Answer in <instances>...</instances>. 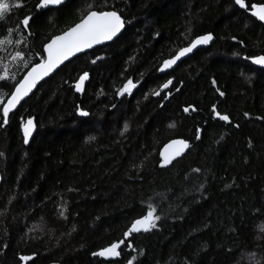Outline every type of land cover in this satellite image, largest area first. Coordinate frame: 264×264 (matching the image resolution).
Wrapping results in <instances>:
<instances>
[{
  "label": "trees",
  "instance_id": "1",
  "mask_svg": "<svg viewBox=\"0 0 264 264\" xmlns=\"http://www.w3.org/2000/svg\"><path fill=\"white\" fill-rule=\"evenodd\" d=\"M5 2L0 104L87 11H116L125 28L62 66L7 124L0 112V264H264V69L247 59L264 55V27L248 15L264 0H246L248 10L234 0ZM205 33L211 46L157 73ZM128 80L134 90L119 95ZM28 118L36 132L26 145ZM173 138L190 147L161 166ZM149 205L155 226L126 237ZM120 241L119 256L93 255Z\"/></svg>",
  "mask_w": 264,
  "mask_h": 264
},
{
  "label": "snow or ice",
  "instance_id": "2",
  "mask_svg": "<svg viewBox=\"0 0 264 264\" xmlns=\"http://www.w3.org/2000/svg\"><path fill=\"white\" fill-rule=\"evenodd\" d=\"M234 2L241 9L248 10L246 0H234ZM64 3L65 0H39L36 7L40 9H47L50 8V6H62ZM16 6L21 7L22 4L18 2ZM9 7L10 5L6 3L5 0H0V19H3L4 14ZM91 7L92 5H89L90 9ZM250 9L253 17H256L261 22H264V3H252L250 5ZM30 20L31 16L27 15L22 19L21 24L25 29L30 27ZM123 27L124 21L116 11L89 10L74 26L69 27L66 31L59 35L53 36L46 44L43 45V52L46 54V58L42 55L41 61L35 64L23 80L19 81L15 86V91L8 96L7 103L0 104V112H2L3 123H8L10 111L15 108L23 97L27 96V94L35 87L38 80L47 76L59 65H62L65 61L69 60L70 57L75 56L77 53L86 49H91L94 45L111 41ZM211 39L212 35L207 34L192 40L187 47L179 49V51L171 59L165 60L161 70L171 67L182 56L191 53L198 45L207 44ZM19 55L20 53H17V56ZM251 60L252 63L264 67V56L251 57ZM88 75L89 74L87 72H84L79 76V79L75 84L77 92L82 90V85L88 78ZM0 79H2V77H0ZM168 84H171L170 80L162 87L167 88ZM134 87L135 84L133 81L128 80L119 90L118 94L123 95L125 92L130 93L131 89ZM220 95L223 96L224 93L221 92ZM184 111L187 112L188 108H185ZM213 112L220 120L229 122V116L217 112L215 106H213ZM79 114L81 116L89 115V113L85 111H80ZM245 115H247V113H245ZM32 127L33 121L32 119H28L27 123L23 126L25 143L28 142V137L31 134ZM170 127H173V125H170ZM173 146L177 147L173 152L169 153L168 149ZM187 147L188 144L183 139L170 141L169 144L165 145L164 151L160 153L163 157L161 166L170 164L172 160L175 157L180 156L183 149ZM154 211L155 209L149 205L146 215L134 220L124 235L127 237L133 232H139L141 229L148 231L150 227H154L155 225L153 221L154 219H158V217H154ZM120 243H123V241L113 243L98 253H93V255L102 257L119 256L120 253L117 249ZM20 259L27 261L30 260L31 257L21 256ZM128 264H132V261H129Z\"/></svg>",
  "mask_w": 264,
  "mask_h": 264
},
{
  "label": "water",
  "instance_id": "3",
  "mask_svg": "<svg viewBox=\"0 0 264 264\" xmlns=\"http://www.w3.org/2000/svg\"><path fill=\"white\" fill-rule=\"evenodd\" d=\"M65 1H67V0H65ZM108 11H113V10H108ZM248 15L250 16V17H252L253 19H255L257 22H259V23H261L262 25H264V22H261V21H259L256 17H253L252 15H251V10H249L248 11ZM80 21V20H79ZM78 21V22H79ZM77 22V23H78ZM76 24V23H75ZM74 24V25H75ZM73 25V26H74ZM72 27V26H71ZM124 28H125V24H124V27L121 29V31L111 40V41H106V42H104V43H102V44H99V45H94L91 49H86V50H84V51H82V52H80V53H77L75 56H73V57H70L69 58V60H67V61H65L62 65H59L56 69H54L51 73H49L47 76H45V77H43V78H41L40 80H38L37 81V83H36V85H35V87L27 94V96H25V97H23L22 99H21V101L15 106V108H13L11 111H10V114H9V116L11 115V114H13V113H15L18 109H19V107L23 104V102L25 101V100H27V99H29L34 93H35V91L37 90V88L43 83V82H45L47 79H49L50 77H52L64 64H66V63H68V62H70V61H72V60H74L75 58H77V57H79V56H81V55H84V54H86V53H89V52H91V51H93V50H95V49H97V48H100V47H103V46H105V45H108V44H110V43H112V42H114L116 39H118L119 37H120V35L122 34V32H123V30H124ZM67 30V29H66ZM65 30V31H66ZM64 32V31H63ZM61 34V33H60ZM207 34H211V33H205V34H202V35H198V36H196L194 39H196L197 37H199V36H204V35H207ZM59 35V34H58ZM212 35V34H211ZM52 38V37H51ZM50 38V39H51ZM49 39V40H50ZM193 39V40H194ZM213 41H214V36L212 35V39L207 43V44H205V45H198L195 49H193V51L191 52V53H188V54H186V55H184V56H182L179 60H177L176 61V63L175 64H173L171 67H169V68H164L163 70H161V68H162V66H163V64H164V61L165 60H168V59H171L172 57H170V58H167V59H165L164 61H162V63L160 64V66H159V68H158V70H157V73L159 74V75H164V74H166V73H168V72H170V71H172V70H174V68L177 66V64H179V63H181L182 61H184V60H186L187 58H189L190 56H192V54L194 53V52H196L197 50H199V49H203V48H207V47H209V46H211V44L213 43ZM191 43V42H190ZM189 43V44H190ZM188 44V45H189ZM188 45H186V46H184V47H187ZM183 48V47H182ZM44 56H45V58H46V54L44 53ZM257 57H259V56H257ZM253 64V66H255L256 68H259V69H264V67H262V66H260V65H257V64H254V63H252ZM35 66V65H34ZM33 67V66H32ZM32 67H30L28 70H26L25 71V73L23 74V76H22V78L20 79V81L21 80H23V78L27 75V73L31 70V68ZM18 84V83H17ZM16 84V85H17ZM15 85V86H16ZM134 90V88H132L131 89V92ZM15 91V87H14V89L12 90V92H14ZM11 92V93H12ZM10 93V94H11ZM125 93H128V92H125ZM7 99H8V97H7ZM7 99L4 101V103H7ZM188 112L189 111H187V112H185L184 111V113L185 114H188ZM214 118L215 119H219L217 116H216V114H214ZM28 119H31V118H28ZM28 119H26L25 120V122L21 125V128H20V132H21V135H22V138H23V140H24V130H23V126L27 123V121H28ZM32 121H33V127H32V131H31V134L29 135V137H28V142L26 143V145H28L30 142H31V140H32V138H33V136H34V134H35V132H36V124H35V121L32 119ZM226 123H229V122H226ZM179 139H183V140H185L186 142H187V144H188V147L187 148H185V149H183V151H182V153L180 154V156H177V157H175L173 160H172V162L170 163V164H165V165H167V166H170V165H172L174 162H176L177 160H179L180 158H182L185 154H186V152H187V150L189 149V147H190V142L188 141V140H186V139H184V138H173V139H170L169 141H167L162 147H161V149H160V151H159V158H160V160L162 161L163 160V157L160 155V153L162 152V151H164V147H165V145L166 144H169V142L170 141H172V140H179ZM177 146H173L172 148H170V149H168V152L169 153H171V152H173L174 150H175V148H176ZM1 176H0V186H1Z\"/></svg>",
  "mask_w": 264,
  "mask_h": 264
},
{
  "label": "flooded vegetation",
  "instance_id": "4",
  "mask_svg": "<svg viewBox=\"0 0 264 264\" xmlns=\"http://www.w3.org/2000/svg\"><path fill=\"white\" fill-rule=\"evenodd\" d=\"M251 10V9H250ZM252 18V17H251ZM253 19V18H252ZM253 20H255V19H253ZM255 22H257L256 20H255ZM257 23H259V22H257ZM261 26H263L264 27V25H262L261 23H259ZM194 54V53H193ZM257 56H264V55H262V54H258V55H255V56H252V57H257ZM248 60H250V64L253 66V64H252V60H251V57H248L247 58ZM180 64V63H179ZM178 64V65H179ZM255 67V66H254ZM256 68V67H255ZM257 69H259V68H257Z\"/></svg>",
  "mask_w": 264,
  "mask_h": 264
},
{
  "label": "rangeland",
  "instance_id": "5",
  "mask_svg": "<svg viewBox=\"0 0 264 264\" xmlns=\"http://www.w3.org/2000/svg\"><path fill=\"white\" fill-rule=\"evenodd\" d=\"M4 100H5V99H4ZM4 100H3L2 104L4 103Z\"/></svg>",
  "mask_w": 264,
  "mask_h": 264
},
{
  "label": "bare ground",
  "instance_id": "6",
  "mask_svg": "<svg viewBox=\"0 0 264 264\" xmlns=\"http://www.w3.org/2000/svg\"><path fill=\"white\" fill-rule=\"evenodd\" d=\"M64 65H65V64H64ZM64 65H63V66H64ZM177 65H178V64H177ZM61 68H62V67H61Z\"/></svg>",
  "mask_w": 264,
  "mask_h": 264
}]
</instances>
